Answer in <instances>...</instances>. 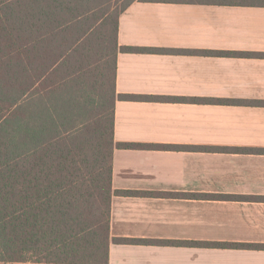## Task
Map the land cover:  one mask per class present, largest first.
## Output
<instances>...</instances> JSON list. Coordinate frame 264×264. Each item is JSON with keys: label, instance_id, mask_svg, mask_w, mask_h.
I'll use <instances>...</instances> for the list:
<instances>
[{"label": "crops", "instance_id": "1", "mask_svg": "<svg viewBox=\"0 0 264 264\" xmlns=\"http://www.w3.org/2000/svg\"><path fill=\"white\" fill-rule=\"evenodd\" d=\"M243 1L120 15L118 46L154 51L117 55L116 93L159 100L117 101L114 142L182 148L114 149L112 189L130 195L111 198V239L264 245V6ZM221 195L235 199L204 197ZM108 264H264V251L111 243Z\"/></svg>", "mask_w": 264, "mask_h": 264}, {"label": "trees", "instance_id": "2", "mask_svg": "<svg viewBox=\"0 0 264 264\" xmlns=\"http://www.w3.org/2000/svg\"><path fill=\"white\" fill-rule=\"evenodd\" d=\"M136 1L148 0H0V263L108 264L111 243L264 251L260 244L111 239V198L130 195L112 189L114 149L182 148L113 139L117 101L159 100L116 93L117 55L154 51L117 44L119 17Z\"/></svg>", "mask_w": 264, "mask_h": 264}, {"label": "rangeland", "instance_id": "3", "mask_svg": "<svg viewBox=\"0 0 264 264\" xmlns=\"http://www.w3.org/2000/svg\"><path fill=\"white\" fill-rule=\"evenodd\" d=\"M115 8H117V5L114 4L113 6H111V9L110 11L114 10ZM101 24V20H99L97 23H95L94 25L98 28ZM111 30H112V26H111V23H108L107 27H106V33H107V41H111L112 40V34H111ZM100 31V29H99ZM98 31V33H99ZM94 63L97 62V58L95 57L93 60H92Z\"/></svg>", "mask_w": 264, "mask_h": 264}]
</instances>
